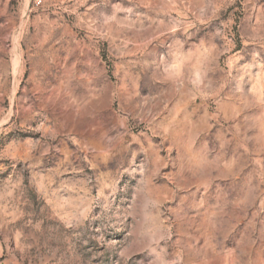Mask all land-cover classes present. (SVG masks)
I'll use <instances>...</instances> for the list:
<instances>
[{"label": "rangeland", "instance_id": "1", "mask_svg": "<svg viewBox=\"0 0 264 264\" xmlns=\"http://www.w3.org/2000/svg\"><path fill=\"white\" fill-rule=\"evenodd\" d=\"M0 264H264V0H0Z\"/></svg>", "mask_w": 264, "mask_h": 264}]
</instances>
